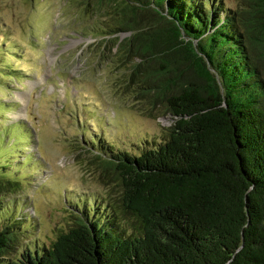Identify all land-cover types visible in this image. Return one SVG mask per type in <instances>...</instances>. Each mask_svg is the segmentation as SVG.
Listing matches in <instances>:
<instances>
[{"label":"trees","instance_id":"obj_1","mask_svg":"<svg viewBox=\"0 0 264 264\" xmlns=\"http://www.w3.org/2000/svg\"><path fill=\"white\" fill-rule=\"evenodd\" d=\"M87 1L131 33L115 45L143 113L175 122L137 153L81 147L109 197L47 246L0 206V264H264V0Z\"/></svg>","mask_w":264,"mask_h":264},{"label":"rangeland","instance_id":"obj_2","mask_svg":"<svg viewBox=\"0 0 264 264\" xmlns=\"http://www.w3.org/2000/svg\"><path fill=\"white\" fill-rule=\"evenodd\" d=\"M87 2L0 0V177L18 185L0 194L1 215L35 248L106 204L81 147L137 153L175 122L163 102L143 113L148 103L126 87L115 45L131 33L109 35L108 12Z\"/></svg>","mask_w":264,"mask_h":264}]
</instances>
